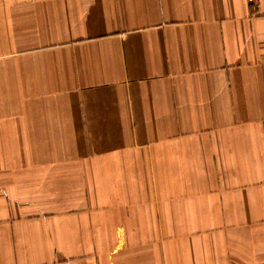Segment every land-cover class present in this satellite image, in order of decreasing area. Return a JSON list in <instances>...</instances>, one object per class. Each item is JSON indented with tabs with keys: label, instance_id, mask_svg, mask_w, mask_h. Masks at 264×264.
<instances>
[{
	"label": "crops",
	"instance_id": "crops-1",
	"mask_svg": "<svg viewBox=\"0 0 264 264\" xmlns=\"http://www.w3.org/2000/svg\"><path fill=\"white\" fill-rule=\"evenodd\" d=\"M0 264H264V0H0Z\"/></svg>",
	"mask_w": 264,
	"mask_h": 264
}]
</instances>
